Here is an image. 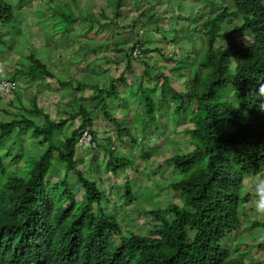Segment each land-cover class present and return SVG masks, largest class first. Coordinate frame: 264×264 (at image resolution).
<instances>
[{
  "label": "trees",
  "instance_id": "1",
  "mask_svg": "<svg viewBox=\"0 0 264 264\" xmlns=\"http://www.w3.org/2000/svg\"><path fill=\"white\" fill-rule=\"evenodd\" d=\"M70 1L65 6L75 9L72 15L57 11L48 16L52 7L59 9L64 0H45L42 11L48 18H61L71 26L75 23L71 28L75 32L81 22L84 26L89 23L84 32L66 40L69 44H79L81 50L87 47L81 37L95 41L94 33L96 37L100 34L95 28L133 32L136 37L125 50L128 70L133 61L148 58L149 53L162 54L157 46L145 47V36L151 32L161 33L163 43L174 44V40L177 43L178 30L168 39L162 27L163 22L177 17L179 23L175 24L183 32L184 46L179 47L180 53L174 52V56L167 58L175 63L167 68L172 75L178 72L177 77L183 83L180 88L174 86L171 75L160 73L150 79L148 70L152 68L146 62L142 74L133 75L134 81L139 79L137 86L122 71L106 86H90L92 94L80 97L79 110L67 118H52L37 104L39 95L32 98L31 107L21 103L17 113L4 111L11 118H0V264H264V258L247 260L238 254L242 244L233 254L226 245L227 240L242 231L245 222L242 208L249 194L241 183L242 177L264 170V112L256 107L257 97L249 94L258 82H264V0H233L231 8L218 0L210 8L203 4L200 12L186 16L189 25L181 22L182 14L162 11L158 5L163 0H109L113 5L110 14L102 9L100 16L86 9L81 12V0ZM33 4V0H0V24L15 22L14 11L24 10L23 20L32 22L22 29L27 35V30L34 28L33 23L42 16H35ZM193 31L200 39L191 45L188 36ZM69 33L72 34L67 29L65 36ZM39 34L42 35L35 30L30 40L40 41ZM1 37L0 48H3L6 41ZM122 50L116 47L114 58ZM135 51L140 53L138 58L134 57ZM199 52L204 55L197 64L192 61V55L198 57ZM19 53H25L29 64L14 62L12 68L8 65L11 78L7 79L38 83L55 78L47 63L33 52L28 50L27 54L26 48ZM144 77L156 85H144ZM178 79L176 82H180ZM59 85L74 88L72 81H59ZM82 85L85 84L79 83L74 89L80 92ZM130 87L136 89L137 99L144 104L148 118L145 127L150 128V135L143 136L138 131L137 114L133 124L139 137L131 135L128 120L111 111V100L117 98L118 91L127 99L126 91ZM158 89L159 97L155 93ZM13 96L21 98L19 91H14ZM8 104L12 105V101ZM87 104L94 109H89ZM172 105L175 122H185V128L180 130L184 141L177 144L176 153L164 157V164L173 168L175 175L166 187L179 195V200H170L164 207L148 205L138 197L144 189L137 193L135 182L126 180L117 191L119 199L126 206L133 203L148 206L146 210L152 222L143 231H124L116 213L109 212L106 192L93 174L100 172L101 165L113 176L133 166V159L120 150L119 144L124 145L126 140L132 146L139 142L144 145L147 152L141 150L143 160L161 157L166 149L174 148H165L172 141L167 138L169 128L163 123L167 107ZM97 113L114 126L118 144L111 137L98 138L94 130ZM156 113L160 114V124L152 128ZM76 120V129L65 132ZM84 132L92 136L93 144L85 146L93 153L92 169L78 159V141ZM27 136L36 140L32 148L22 141ZM153 139V146L146 142ZM96 150L104 151L106 161L98 162ZM60 167L63 177L51 182V173ZM73 181L83 190L81 198ZM250 224L251 230L262 226L252 220ZM256 247L257 253L263 255L264 242L259 241Z\"/></svg>",
  "mask_w": 264,
  "mask_h": 264
},
{
  "label": "rangeland",
  "instance_id": "2",
  "mask_svg": "<svg viewBox=\"0 0 264 264\" xmlns=\"http://www.w3.org/2000/svg\"><path fill=\"white\" fill-rule=\"evenodd\" d=\"M202 3H198L195 0H163L162 5H158L162 11H168L169 13L173 14H182L183 19L181 22H184L186 25H189V23L185 20L186 16H191L197 14L196 12H200V10L203 9V6L206 4L210 8L212 6L213 1L216 0H209V2H205L206 0H200ZM34 6L31 7V9L34 11L35 16L38 17L36 14L40 16V19L36 22H34V28H30L27 30V35H25L22 31V29H25L28 25H32V22L30 23V20L26 23L23 20V14H26L24 10L20 13V11L15 10V22L9 24V25H3L0 24V35L2 36L1 39L3 41H6V44L3 48H0V59H2V64L0 66L4 69L5 75L7 74L6 70H9L13 66L10 64V62H16V61H25V53H19L20 50L27 48V54L28 50L29 52H33L36 56H38L41 60L46 61L45 56L47 54L50 55H61L63 59H65L64 63H69L70 61L74 63H80L88 54V48L91 46L92 48L95 47L98 49L96 52V61L95 63L89 68L90 69V78H88L86 75H84L83 71L78 70L77 68L71 69V73H76L72 75L70 80L72 81V85L74 88H77V86L80 84L82 85V90L80 92H77L74 88H64L61 92L59 90H54L55 82L52 80L50 83H48L49 80L38 82V83H22L20 82V99L17 97L9 96L6 99L0 100V118L3 120H9L11 117L7 116L4 111H10L12 113H17L18 109L17 107L21 106V103H23L27 107H31L32 105V98L37 95H40L37 99V104L44 109L45 112L50 114L52 118L54 119H64L69 116V114H72L79 110L78 105V99L80 97H87L92 94L90 85H96V84H104L105 86L108 85L109 80L111 79H117L120 76V73L122 71L126 72V75L129 76L130 83L133 84L136 82L134 81V73L138 76L142 74L145 68L146 62L148 65L152 68L148 70L149 72V78L152 79L154 75L156 74H163V75H171V80L173 81V85L177 87H181L183 81L179 80L177 77V73H174L175 75L170 74V70L167 68V66H175V63L172 61L167 60L168 57L174 56V52H179V47L184 46V42H182L181 38H184L183 32L178 29L175 23H179L178 18L173 20H169L166 22H163L162 27L163 31L166 32V35L168 36V39L171 37H174L175 32L178 30V35L176 37V44L174 40L173 43H163L161 42V33L153 31L147 36H145V47H159L163 52L160 54L159 52H153L147 54V57H143V59H140L139 61H133L131 64V69L127 68V63L125 61L126 59V49H129V46H131V41L133 37H136L133 32H127V30H124L120 28L119 30L111 31L112 27H107L105 29L95 28L96 31H100V34L97 33V37L95 41L93 39L86 40L82 37L80 38L81 42L84 44H87V47H85L83 50L80 49L79 44H74L67 42L66 40H70L71 37L74 38L76 33L78 32H84L86 27H89V23L85 24V26L82 24V22L79 24V30L73 31L71 28L75 27L74 25H69V23L64 22L61 18H48L47 15H44V7H42V3L45 2V0H33ZM67 2H71L70 0H64L63 5H59V9H54L52 7V11H49V15L56 13L57 11H62L65 15H72L73 10L75 9H66ZM219 3H224L225 5H228L230 8L233 7V0H218ZM204 4V5H203ZM81 6V12L85 11L88 13H94L96 12L98 16H100V12L103 13V10L109 15L111 12L112 1L108 0V3L106 0H81L80 1ZM103 9V10H102ZM44 10V11H42ZM25 12V13H24ZM201 20H197V22H200ZM25 22V23H24ZM235 23H239L235 21ZM234 23V24H235ZM83 25V26H82ZM77 27V26H76ZM69 29L72 34L66 35V30ZM35 30L38 33H42L43 39L41 38L42 35L38 40L40 41H31V36L35 34ZM153 30H155L153 28ZM75 32V34H74ZM94 32V30L92 31ZM114 32V34H112ZM142 35V34H141ZM85 36V35H84ZM77 38L73 39L75 42ZM189 42L191 45H194V43L198 42V39H200L199 35L193 31L190 36H188ZM49 42V46L46 47V43ZM78 42V41H77ZM88 42V43H87ZM68 44V45H67ZM107 45V46H106ZM118 47L119 49H123L122 51L118 52V56L116 58L111 57V47L115 48ZM17 50H14V49ZM14 50V51H13ZM13 52L10 54L9 60L6 58V52ZM134 55L135 58H138L140 53L138 51H135ZM142 55V54H141ZM144 55V54H143ZM152 55V56H151ZM198 57L194 54L192 55V61L197 62L199 64L201 61L198 60L199 57L204 55V52L197 53ZM92 57V56H90ZM55 58V56H54ZM177 59V56L175 57ZM113 60H116L118 63L114 64ZM0 61V62H1ZM9 62V63H8ZM61 64L65 66V64ZM145 63V64H144ZM29 64V61L27 60V65ZM6 65H10V68L7 69ZM6 66V69H5ZM56 68V67H55ZM66 72L67 70L63 67ZM164 69V70H163ZM163 72L161 73V71ZM61 72L57 75L58 80L61 82L68 81V77H65L66 75H63ZM79 76L81 80H79ZM175 77H177L175 79ZM141 79V78H140ZM147 77L143 78V83L146 86L153 87L156 85V82L151 81ZM180 82H176V80ZM142 81V79H141ZM25 82V81H24ZM139 83V79L136 83H134V87L137 86ZM160 85V84H159ZM119 90H122V84H118ZM157 91V92H156ZM155 93H157L158 97L160 96V89L156 90ZM59 92V93H57ZM73 92V93H72ZM136 89H133L132 87L129 88L128 91H126L127 99L124 98V93L121 91H118V96L116 99L111 100L112 109L111 111L114 112L115 116H118L120 119L128 120V123L131 124V135L139 137L140 133L142 132V135H150L151 130L148 127H145V122L148 119L144 114V104L142 101L137 99V96L135 94ZM155 93H152V95H155ZM83 95V96H81ZM12 101V105H9L8 102ZM141 103V104H139ZM89 109L92 108L91 104H87ZM137 112V113H136ZM174 113V105L172 107H167L166 111V117L163 120L164 127L166 129L169 128V138L172 143L168 144L165 148L174 147L171 149H166L164 151V155L161 157H150L147 160L142 159V152L147 150L144 148V145L136 144L137 146H132L128 140L125 142V144H119L121 146V153L126 157H131L133 159V166L129 169H127L124 172H120L118 175H112L110 172L105 170L103 165H101V170L99 173L95 172L96 174H93L94 179L98 182L101 190L106 192V196L108 199L107 206L109 208V212L115 214L121 221L122 227L124 231L127 230H134V231H141L142 229L145 230L151 225V219L149 218L147 214V207L148 206H140L137 203H133L130 206L124 205L123 201H121L118 197L117 191L120 187L124 184L126 180H130L131 183H134L136 186V192L141 191V189H144L142 193L138 196L140 200H142L144 203L150 205L151 203L154 204L156 207H164L167 202L170 200H179V195H174L167 187L166 185L169 183V181L174 180L175 175L173 174V168L166 167L164 164L165 156H169L171 154L176 153L177 150V144H182L184 141L183 137L180 135V130L185 128L184 123H176L173 118ZM136 115L135 121L139 124L138 131L135 129V125L133 124L134 116ZM98 120L95 124L94 130L98 134L99 139H106L108 137H111L112 140L115 143H119L117 140V136L115 135V129L114 126L111 125L108 121L104 120L101 116V114H98ZM128 115V116H126ZM159 113H156V121L153 122V127H159L160 124V117ZM78 125V120L72 122L68 128H66L65 132H70L73 129H76ZM149 125V124H148ZM23 143H25L26 146L29 148L33 147V144L36 142V140L30 139V136H27L23 138ZM146 142L150 145H154L155 139L152 141L146 140ZM78 159L83 161L84 166H88L90 169L91 164L90 160L92 158V150H89L88 148H79L78 149ZM96 155L99 157L100 163L103 161H106L107 157L103 150H96ZM158 156V154H157ZM162 165V166H161ZM87 168V167H86ZM91 172V171H90ZM89 172V173H90ZM63 169L60 167V170H54L51 173V182H57L60 178L63 177ZM73 180V179H72ZM74 182V188L79 191L78 198H81L83 195V190L79 186V184L76 181ZM247 181L244 183V190L249 194L248 201L245 204V207L243 206V217L245 218V222L242 226V231L234 235L231 239L227 240L226 245L229 247L232 254L236 252L242 244L240 251L237 253L245 256L247 260H252L254 258L263 259V255H259L257 252V243L260 241L264 242V217L257 216L252 209L250 208L249 201L253 199L252 192L247 187ZM138 186V187H137ZM141 188V189H140ZM152 190V191H151ZM135 191V190H134ZM153 194H156L153 197ZM118 197V198H117ZM153 199V201H152ZM116 202V203H114ZM256 221L262 226H257L256 228L251 230V224L250 222ZM142 230V231H143ZM246 245V246H245ZM253 247V248H252ZM251 262V261H248Z\"/></svg>",
  "mask_w": 264,
  "mask_h": 264
},
{
  "label": "crops",
  "instance_id": "3",
  "mask_svg": "<svg viewBox=\"0 0 264 264\" xmlns=\"http://www.w3.org/2000/svg\"><path fill=\"white\" fill-rule=\"evenodd\" d=\"M94 37L96 38L95 36V33H94ZM43 39V35L41 37ZM90 40V39H89ZM50 44L49 42L46 43V47H48ZM95 47L93 50H88V54L86 55V57L80 62V63H74L73 61L69 62V63H64L63 61L65 59H63V57L61 55H50V54H47L45 56L46 58V61H47V65L49 67V69L55 74V78L54 79H45V80H41L40 82H43V81H46V80H49L48 83H50L52 80L55 82V87H54V90H59V92H61L62 90H64V88H62L60 85H59V81L58 80V77L57 75L61 72H64L65 70L63 69V67L67 70L66 72L62 73L63 75H66L65 77H68V81H71L70 78L72 77V75L76 74V73H71V69L73 68H77L78 70L80 71H83L84 72V75H86L88 78H90V67L95 63L96 61V51H95ZM114 51L115 49L113 47H111V52L110 55H112L111 57H114ZM13 52H10L6 55V58L9 60L10 58V54H12ZM119 55V54H118ZM117 55V56H118ZM55 56V58H54ZM92 56V57H90ZM24 63H22L21 61H16L15 63L17 65H20V64H23V65H27V61H23ZM61 62H63V64H65V66H63L61 64ZM9 63V62H8ZM0 64H2V62H0ZM10 64H13V62H10ZM8 67V65H6ZM6 66H5V69H6ZM1 67V66H0ZM56 67V68H55ZM9 70H6L7 74L5 75V71L2 73V76L4 79H7V78H11V75L9 74L8 72ZM60 76V74H59ZM82 76L80 77L79 76V80H81ZM8 79V80H9ZM22 83H32L31 81H20ZM20 82L19 80L17 79V81H15L16 83V89L14 91H18L19 88H20ZM86 86V85H85ZM92 86V85H90ZM89 86V87H90ZM57 92V93H59ZM14 93V92H13ZM13 96V94L11 95ZM40 96V95H39ZM40 107V106H39ZM42 108V107H41Z\"/></svg>",
  "mask_w": 264,
  "mask_h": 264
},
{
  "label": "clouds",
  "instance_id": "4",
  "mask_svg": "<svg viewBox=\"0 0 264 264\" xmlns=\"http://www.w3.org/2000/svg\"><path fill=\"white\" fill-rule=\"evenodd\" d=\"M231 59L235 61L233 58ZM3 72L4 69L0 67V74H2ZM249 94L257 97L256 107L258 108L259 111L264 112V82H258L257 85L255 86V90L251 89ZM245 115H247L246 112ZM82 135L83 133L79 137V141H78L80 148H85V146H91L93 144V141L90 145H82L80 143V139ZM245 181L248 182L247 187L253 194V199H251L248 202L250 208L257 216L264 217V170H260L252 175H246L245 177H242L241 183L244 184Z\"/></svg>",
  "mask_w": 264,
  "mask_h": 264
},
{
  "label": "built area",
  "instance_id": "5",
  "mask_svg": "<svg viewBox=\"0 0 264 264\" xmlns=\"http://www.w3.org/2000/svg\"><path fill=\"white\" fill-rule=\"evenodd\" d=\"M15 89L16 83L14 81L4 79L2 74H0V99L10 96ZM80 143L82 145H90L92 143V136L88 132H84L80 139Z\"/></svg>",
  "mask_w": 264,
  "mask_h": 264
}]
</instances>
